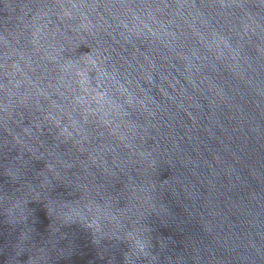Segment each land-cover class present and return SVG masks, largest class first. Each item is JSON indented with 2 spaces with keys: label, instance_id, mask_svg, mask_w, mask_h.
Instances as JSON below:
<instances>
[{
  "label": "clouds",
  "instance_id": "9594fccd",
  "mask_svg": "<svg viewBox=\"0 0 264 264\" xmlns=\"http://www.w3.org/2000/svg\"><path fill=\"white\" fill-rule=\"evenodd\" d=\"M203 7L155 0H0L6 14L0 29V264H177L173 254L188 264L176 251L179 234L166 232L162 213L173 211L168 193L197 199L192 178L198 162L183 136L159 134V113L170 110L167 99L175 97L163 104L131 99L120 84L110 40L156 36L154 26L163 25L157 13L173 9L170 14L196 35L206 30L217 60L238 66L240 59L222 34L223 16L264 51V0H228L212 6L225 10L215 16ZM129 107L144 115V123L130 119ZM203 223L209 233L221 226ZM249 223L256 231L240 245L229 248L231 236L219 232L216 242L229 251L242 247L249 264H264V222Z\"/></svg>",
  "mask_w": 264,
  "mask_h": 264
},
{
  "label": "water",
  "instance_id": "95a60500",
  "mask_svg": "<svg viewBox=\"0 0 264 264\" xmlns=\"http://www.w3.org/2000/svg\"><path fill=\"white\" fill-rule=\"evenodd\" d=\"M155 2H195L204 6L202 11L215 16L225 10L212 6L228 0ZM171 12L173 9L157 13L163 25L154 26L158 29L156 36H141L130 43L110 40L112 59L120 69V84L134 101L150 97L163 104L167 97H175L167 99L170 110L159 113V134L183 136L198 162V176L192 178L197 184V199L186 198L183 191L177 196L166 194L171 197L173 211L162 216L166 232L179 234L180 248L176 251L183 252L188 264H249L243 259L242 247L229 251L216 242L215 232L230 235L231 248L233 242L240 245L247 233L256 231L249 221L264 222V51L255 37L233 31L230 18L223 16L222 34L240 59L238 66L232 61L217 60L209 51L212 37L206 30H202L203 37L196 35ZM5 15L0 9V29ZM199 23L197 20L196 26ZM180 103L183 108L177 106ZM128 111L132 121L144 123V115L136 108L129 107ZM152 131L156 134L155 129ZM3 138L0 128V162L5 155ZM212 211H222L224 215L209 216ZM204 219L221 226L213 233L206 232ZM171 258L177 264L182 259L176 254ZM256 264L261 262L257 260Z\"/></svg>",
  "mask_w": 264,
  "mask_h": 264
}]
</instances>
